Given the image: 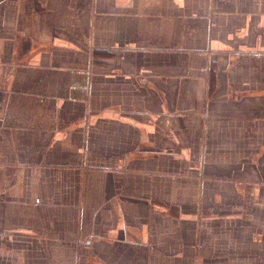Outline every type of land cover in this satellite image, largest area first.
<instances>
[{
  "label": "crops",
  "instance_id": "0c3cea01",
  "mask_svg": "<svg viewBox=\"0 0 264 264\" xmlns=\"http://www.w3.org/2000/svg\"><path fill=\"white\" fill-rule=\"evenodd\" d=\"M0 264H264V0H0Z\"/></svg>",
  "mask_w": 264,
  "mask_h": 264
}]
</instances>
